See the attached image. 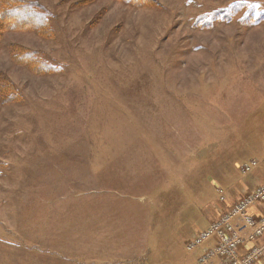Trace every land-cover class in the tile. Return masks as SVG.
<instances>
[{
    "label": "rangeland",
    "instance_id": "rangeland-1",
    "mask_svg": "<svg viewBox=\"0 0 264 264\" xmlns=\"http://www.w3.org/2000/svg\"><path fill=\"white\" fill-rule=\"evenodd\" d=\"M262 159L264 0H0V264H235Z\"/></svg>",
    "mask_w": 264,
    "mask_h": 264
},
{
    "label": "built area",
    "instance_id": "built-area-1",
    "mask_svg": "<svg viewBox=\"0 0 264 264\" xmlns=\"http://www.w3.org/2000/svg\"><path fill=\"white\" fill-rule=\"evenodd\" d=\"M262 167H264V159L251 161L241 167V173L243 176H248ZM219 192L223 193L221 190ZM223 197L221 194V200L225 201ZM260 205H264V185L255 188L234 206L232 212H228L225 217L211 225L207 231L200 233L192 250L212 245L213 252H210V256L222 260L229 259L235 264L256 262L264 255V248L259 247L254 250L255 248L249 249L247 245L264 238V214L252 215L249 210ZM240 253L245 257L242 261L238 257ZM205 260L207 261V258Z\"/></svg>",
    "mask_w": 264,
    "mask_h": 264
},
{
    "label": "trees",
    "instance_id": "trees-1",
    "mask_svg": "<svg viewBox=\"0 0 264 264\" xmlns=\"http://www.w3.org/2000/svg\"><path fill=\"white\" fill-rule=\"evenodd\" d=\"M236 6H238V10L241 7V5H236ZM10 9H8L7 12H9ZM12 9L16 10L18 13L23 12L24 14L30 16V18H33L34 19V21H32L34 23H37L39 21V24H40L41 23V20L43 18V15L41 13H39L38 11H35L33 9H30V7H27V6L12 7ZM232 12H233V8H229V9L217 11V12L211 14V16L208 18V24L212 23L216 19H219V18L223 19L225 17L226 18L229 17L232 14ZM35 20H37V21H35Z\"/></svg>",
    "mask_w": 264,
    "mask_h": 264
}]
</instances>
